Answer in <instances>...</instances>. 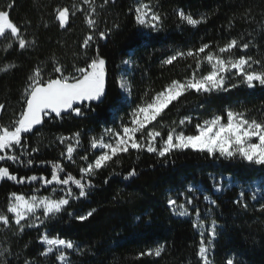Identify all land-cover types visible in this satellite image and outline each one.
I'll list each match as a JSON object with an SVG mask.
<instances>
[{
  "label": "trees",
  "instance_id": "1",
  "mask_svg": "<svg viewBox=\"0 0 264 264\" xmlns=\"http://www.w3.org/2000/svg\"><path fill=\"white\" fill-rule=\"evenodd\" d=\"M102 2L94 0L96 13L90 18L97 21V32L107 29L111 32L107 39L87 49L85 55L82 41L94 33L87 26L89 6L83 0H0V9L14 3L11 19L30 42L26 49L20 50L10 37L0 38V69L7 68L0 70V104L5 105V110L0 111V125L9 124L23 109L25 88L36 68L47 78L49 74L57 75L53 73L55 66L67 69L65 74H68L74 66H84L85 60L90 61L97 53L106 61L103 103L94 102L95 110L85 109L83 116L66 115L37 126L38 130L26 137L29 148H39L33 154L32 166L12 162H0V166H10V171L18 175H49L50 163L41 166L40 161H57L65 166L66 173L79 178V167L85 163L80 156L87 155L91 160L98 154L90 147L92 138H105L106 128L121 130L122 124L129 121L132 108L148 101L171 80H183L191 75L195 68L193 58H178L171 65L162 63L176 51L195 49L209 42L215 50L236 38L240 43L250 42L247 55L264 61V0H143L162 16L159 31L147 36L141 35L144 32L136 24L134 12L129 11L137 0H112L101 7ZM62 7L70 12L66 29L59 28L55 19L56 10ZM181 10L195 19L203 18L202 22L196 27L187 25L179 19ZM10 43L12 47H8ZM234 53L243 54L239 49ZM124 60L132 63L125 65ZM202 71L204 74L208 70ZM121 78L129 81L131 91L126 103L116 110ZM228 108L243 112L248 118L264 120V88L241 86L228 93L186 94L166 110L156 127L166 136L172 122L186 115L194 117L195 124L196 117L207 119L213 114H224ZM184 130L189 134L194 131L190 125ZM76 132L80 133V144L73 154L76 163H72L61 156L68 141L61 145L56 138ZM132 168L137 175L123 179ZM209 174L222 186L221 193L213 189ZM92 179L95 187L88 197L73 201L67 211L47 222V228L41 227L39 232L25 228L20 232L14 225L8 229L0 227V264H25V261L60 264L55 253L40 255L44 246L39 236L45 231L71 239L82 249L70 254L69 264H197L200 236L193 221L177 218L167 206L169 196L176 197L178 204L183 202L176 193L188 185L201 188L202 194L197 193L194 200L201 209V218L215 219L219 226L213 264H225L229 258L236 264H264V210L261 209L264 166L249 165L238 158L211 160L191 151L174 152L161 160L155 154L130 150ZM105 179L108 183H104ZM31 187L0 182V210L6 208L11 192L30 194ZM42 194L47 193L42 191ZM202 195H208L216 204L210 206ZM238 199L241 205L234 203ZM242 204H247V208ZM92 208L96 211L89 219L83 222L74 219ZM190 211L195 217L191 206ZM159 246H163L159 257L139 255Z\"/></svg>",
  "mask_w": 264,
  "mask_h": 264
},
{
  "label": "snow or ice",
  "instance_id": "2",
  "mask_svg": "<svg viewBox=\"0 0 264 264\" xmlns=\"http://www.w3.org/2000/svg\"><path fill=\"white\" fill-rule=\"evenodd\" d=\"M111 2L112 0H103L101 7ZM83 3L89 6L86 23L94 33L86 35L82 41L81 47L86 55L87 49L99 40L108 38L111 29L97 32V21L90 18L96 13V8L93 6L94 0H83ZM13 7L14 3H9L4 9H0V38L10 37L17 43L20 50H24L30 42L21 34V27L11 19L10 13ZM78 11L85 10L78 9ZM129 11L134 12L136 24L141 29L147 30L141 35L147 36L149 33L159 31L162 16L150 3L137 0L134 9L130 8ZM178 16L180 21L192 27H196L203 20V18L195 19L182 10L178 12ZM55 19L58 21L59 28L66 29L69 26V9L58 8ZM8 47H12V44L10 43ZM249 48L250 42L240 43L238 39L232 38L223 46H217L215 50H212L213 45L209 42L202 43L195 49L176 51L168 56L162 61L163 64L171 65L178 58H193L195 68L191 75L183 80H171L162 90L155 92L148 101L132 108L129 114L130 119L122 124L121 130L106 128L104 135L108 139H104L103 136L100 139L92 138L90 147L98 154L91 160L87 155L80 156V160L85 163L79 167V178L71 172L66 173L65 166L57 161H40L41 166L50 163L49 175H18L10 171V166H0V182L32 186L30 194L16 191L9 194L6 208L0 210V227L8 229L14 225L20 232H23L25 228H33L38 232L41 227L47 228V222L67 211L73 201L88 197L95 187L92 178L101 169L106 168L114 159L118 160L121 154H128L130 150L155 154L161 160H166L174 152L191 151L204 154L211 160L231 161L238 158L249 165L264 166V120L248 118L243 112L228 108L224 110V114H213L207 119L196 117L195 124H193L194 117L186 115L178 122H172L166 136L156 127L159 118L165 114L166 110L174 106V103L186 94L228 93L241 86L249 89L257 86L264 88V61L247 55ZM235 49H239L243 54L235 56L233 54ZM122 63L129 65L132 61L124 60ZM205 63L210 70L200 74L201 65ZM105 64V59L97 53L96 57L91 58L90 61L86 59L84 66H74L68 74H65L67 69L55 66L53 73L57 75L49 74L45 78L42 70L36 68L25 88L23 109L9 124L0 125V162L32 166L35 159L33 154L38 152L39 148H29L26 137L34 134L38 130L37 126H42L48 120L63 119L66 115L83 116L85 109L95 110L92 108L94 102L103 103L106 96ZM8 67H14V65ZM189 67L192 66L189 65ZM0 70L7 71V68ZM118 89L120 96L116 110H120L119 106L126 103L131 85L128 80L121 78ZM199 107L202 108L203 105ZM4 110L5 105L0 104V111ZM150 125L152 127H149ZM189 125L194 129L191 134L184 130L185 126ZM138 134L139 138H137ZM56 139L61 145L68 141L61 156L76 163L73 154L79 147L80 133L59 136ZM136 175V169L132 168L123 179L128 180ZM209 179L216 192L223 190L222 186H218L214 175L209 174ZM104 183H108V179H105ZM42 191L47 194H42ZM197 193H201L199 186L188 185L185 190H177L176 193V196L183 198V202L178 204L176 197L169 196L167 206L178 217L189 216V206H191L196 216L193 227L200 230L197 264H212L209 259V245L216 236L217 222L212 219L210 226L206 228L205 220L201 218V209L194 203ZM243 196L244 193L241 192L240 197ZM202 198L210 206L216 204V201L210 199L208 195H202ZM234 203L241 205V200L238 199ZM242 206L247 208V204ZM261 209L264 210V205H261ZM210 210L209 208L208 211ZM95 211L96 209L92 208L83 215H75L74 219L83 222L92 217ZM68 215L73 216V213L69 212ZM205 233L208 237L207 242ZM39 242L44 246V251L40 255L47 256L55 252L56 260L60 264H69L68 250L82 251L71 239L49 235L47 231L40 234ZM162 251L163 246H159L141 252L139 255L159 257ZM25 264L30 262L25 261ZM225 264H236V261L229 258Z\"/></svg>",
  "mask_w": 264,
  "mask_h": 264
},
{
  "label": "rangeland",
  "instance_id": "3",
  "mask_svg": "<svg viewBox=\"0 0 264 264\" xmlns=\"http://www.w3.org/2000/svg\"><path fill=\"white\" fill-rule=\"evenodd\" d=\"M142 31L143 32H147V30L146 29H142ZM236 50V49H235ZM233 54L235 55V56H238V54H235L234 53V50H233ZM225 55H227V54H225ZM201 69L202 70H210V67L205 63L202 67H201ZM203 73V71L200 73V74H202ZM129 96V94L127 95V97ZM150 127V126H149ZM137 138H139V134H138V137ZM104 139H108V137L107 136H105V138ZM218 186H221V185H218ZM231 187V185H228V188H230ZM257 190V189H256ZM216 193H221V191L220 192H216ZM189 208H190V206H189ZM177 218H181V219H191L192 221H193V223H195L196 222V216L194 217L193 215H192V213H191V211H190V215L189 216H187V217H178L177 215H175ZM202 219H204V218H202ZM205 220V226H206V228L208 227V226H210V221L208 220V219H204ZM196 229V231L198 232V234H199V229L198 228H195ZM218 229H219V226H217V229H216V236H215V238H214V240L212 241V244L211 245H209V259H210V261L212 262V255H213V251H214V242H215V240H216V238H217V232H218ZM207 239H208V237H207V233H205V240H206V242H207ZM75 252H77V251H73V250H68V261H69V263L71 262V257H70V254H72V253H75ZM55 252H53V253H51V254H54ZM51 254H49V255H51ZM55 254H57V253H55ZM60 263V262H59ZM212 264H213V262H212Z\"/></svg>",
  "mask_w": 264,
  "mask_h": 264
}]
</instances>
